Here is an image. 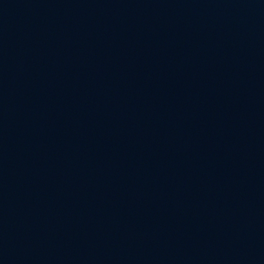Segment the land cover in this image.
<instances>
[{"label": "water", "instance_id": "obj_1", "mask_svg": "<svg viewBox=\"0 0 264 264\" xmlns=\"http://www.w3.org/2000/svg\"><path fill=\"white\" fill-rule=\"evenodd\" d=\"M0 264H264V0H0Z\"/></svg>", "mask_w": 264, "mask_h": 264}]
</instances>
